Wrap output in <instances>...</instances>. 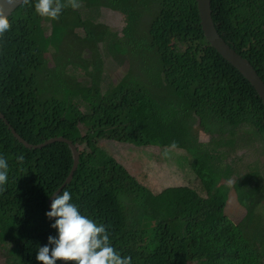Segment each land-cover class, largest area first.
I'll list each match as a JSON object with an SVG mask.
<instances>
[{
    "label": "trees",
    "instance_id": "trees-1",
    "mask_svg": "<svg viewBox=\"0 0 264 264\" xmlns=\"http://www.w3.org/2000/svg\"><path fill=\"white\" fill-rule=\"evenodd\" d=\"M34 3H21L0 35V156L8 161L0 264H37L38 248L56 235L47 202L72 166L67 144L29 149L9 126L31 146L60 137L77 146L78 166L62 191L106 227L131 264H264V171L245 173L243 184L233 174L238 140L264 144V106L205 40L196 0H81L58 20L36 15ZM101 8L124 15L121 36L97 21ZM141 11L154 15L146 40ZM210 11L218 35L264 83V0H210ZM100 50L127 66L116 83ZM90 51L98 57L87 59ZM147 52L156 76L143 86L152 72ZM104 140L184 153L201 190L154 193L98 147ZM239 207L245 216L234 225L224 210Z\"/></svg>",
    "mask_w": 264,
    "mask_h": 264
},
{
    "label": "clouds",
    "instance_id": "clouds-1",
    "mask_svg": "<svg viewBox=\"0 0 264 264\" xmlns=\"http://www.w3.org/2000/svg\"><path fill=\"white\" fill-rule=\"evenodd\" d=\"M146 1L147 0H140V2H146ZM17 2L22 3V4H30L31 0H7V3L10 6H14ZM81 6H82L81 0H35L33 7H34L35 14L38 15L39 17L47 18L49 20H58L60 17V14L62 13L64 9L70 8L72 10H79ZM101 9H104V8H101ZM108 11H110L112 14H115L117 16L120 27H118V30L113 29V28L112 30L115 31L118 34V36H121V30L126 24L124 15L120 12H118L120 13L118 14V13H115L116 11H111V10H108ZM143 14L148 15L147 24L143 28L144 39L146 40L147 30L149 28V25L154 15L150 14L147 11H141V15ZM210 15H211V11H210ZM10 27L11 25L7 19V16L3 13V11H0V35H3L6 31H8ZM144 44L146 43L144 42ZM146 48H151V47H144V49ZM100 52L104 54L106 57H109L110 59H111V56L113 57L112 53L107 50L105 51L100 50ZM112 59L114 60V58ZM105 63H106V60L104 57L103 69L105 67ZM124 66L121 65V67H124ZM126 67H125V73L127 70ZM104 72L107 73L105 70ZM81 110L83 109L81 108ZM258 140L261 141V139H258ZM208 141H209V138H208ZM100 142L102 141H99L98 143ZM261 142H262V148H263L264 146L263 141ZM72 145L74 144L72 143ZM125 145H128V144H125ZM98 147L101 150H103L107 155H109L99 145ZM170 147L175 148L176 144L173 142L172 145H170ZM77 151H78V148H77ZM165 155H167V153H165ZM109 156L112 157L117 163H119L113 156L111 155ZM23 160H24V157L19 156L17 158V163L22 164ZM78 162H79V153H78ZM72 163H73V160H72ZM235 177L238 178L239 176H235ZM7 181H8V161L3 156H0V191L4 189V186L7 184ZM167 188H172V187H167ZM242 214H243L242 218L237 223H234L231 220L230 221L234 225H237L238 223L242 221V219L245 216V210L243 209H242ZM45 215L49 220L55 221L54 223L50 225V227L52 229H55L56 235L49 236L47 239V244L38 248V251L35 257L37 264H131L132 257L122 256L120 252H118L112 246L111 241H110V235L106 227L103 224H98L95 220L82 214L79 208L72 202V195L69 191L64 190L62 192L54 193L51 199L50 210L47 211Z\"/></svg>",
    "mask_w": 264,
    "mask_h": 264
},
{
    "label": "rangeland",
    "instance_id": "rangeland-1",
    "mask_svg": "<svg viewBox=\"0 0 264 264\" xmlns=\"http://www.w3.org/2000/svg\"><path fill=\"white\" fill-rule=\"evenodd\" d=\"M98 14L99 18L97 21L99 23H103L109 30L112 28L118 30L120 25L115 14H112L106 9H100ZM147 18V14L142 15L140 23L141 30L147 24ZM77 32L82 33L80 30H77ZM128 38L139 40V37L128 36ZM140 52L141 50L139 48L132 50L133 54L138 55ZM92 57L97 58L98 53L95 51L88 52L87 59L93 60ZM104 57L106 60L104 70L108 73L111 81L116 83L121 75L125 74L126 66H119L116 63L117 60H113L112 56L111 59L105 55ZM46 58L48 60L50 59L48 55ZM145 59L148 60L149 69H152V72L147 71L144 73L146 84L143 86H147L151 81H154L156 76V73H153L156 60L152 53L147 52ZM49 65H51L50 61ZM198 135L200 141L208 142L209 137L207 134L200 132ZM98 145L109 155L113 156L139 184L149 188L154 193H158L167 187H189L197 191L201 190L199 181L189 167L187 159H190H186L185 154L180 151H170L154 146L137 147L112 140H104L98 143ZM242 145L244 144L239 140L235 144V149H237L236 157L239 158H237L238 160L234 166L233 174L239 176V180L243 184L245 173L249 174L250 178H254L264 171V152L262 142L258 139H254V143L248 146V148L242 147ZM80 149L85 151L84 147ZM224 214L227 220L229 218L234 223H237L243 215L240 211L231 208L226 211L224 210ZM0 263H2L1 257Z\"/></svg>",
    "mask_w": 264,
    "mask_h": 264
},
{
    "label": "water",
    "instance_id": "water-1",
    "mask_svg": "<svg viewBox=\"0 0 264 264\" xmlns=\"http://www.w3.org/2000/svg\"><path fill=\"white\" fill-rule=\"evenodd\" d=\"M20 4L21 3L17 2L14 6H10L7 3V0H0V11H3V13L8 18ZM196 7L198 11L200 27L206 41L216 51V53L222 57V59L229 63L233 68H235L248 81V83L253 87V89L257 93L264 106V83L262 82L256 71L253 69V67L250 65V63L244 58H242L240 55H238L234 50H232L216 32L210 15V0H196ZM0 119H3L1 114ZM9 128L14 138L17 139L19 143L29 149H40L54 142H63L68 145L72 154L73 163L71 171L65 179L64 183L56 191L61 192L70 183L72 175L77 168L78 151L76 146L72 145L70 141L64 138L50 139L42 145L31 146L24 140H22L10 126ZM51 199L52 197L48 200L47 211L50 210Z\"/></svg>",
    "mask_w": 264,
    "mask_h": 264
},
{
    "label": "crops",
    "instance_id": "crops-1",
    "mask_svg": "<svg viewBox=\"0 0 264 264\" xmlns=\"http://www.w3.org/2000/svg\"><path fill=\"white\" fill-rule=\"evenodd\" d=\"M236 210H237V211H240V212L242 213V208L239 207V208L236 209Z\"/></svg>",
    "mask_w": 264,
    "mask_h": 264
}]
</instances>
